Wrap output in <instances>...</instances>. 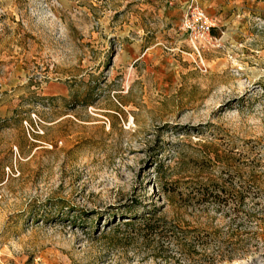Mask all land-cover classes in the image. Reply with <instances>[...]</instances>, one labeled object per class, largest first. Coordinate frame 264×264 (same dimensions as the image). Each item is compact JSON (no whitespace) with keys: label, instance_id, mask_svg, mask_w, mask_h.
I'll list each match as a JSON object with an SVG mask.
<instances>
[{"label":"rangeland","instance_id":"rangeland-1","mask_svg":"<svg viewBox=\"0 0 264 264\" xmlns=\"http://www.w3.org/2000/svg\"><path fill=\"white\" fill-rule=\"evenodd\" d=\"M250 188L264 207V0H0V264H264L217 244L256 230ZM147 216L217 243L122 226Z\"/></svg>","mask_w":264,"mask_h":264},{"label":"trees","instance_id":"trees-1","mask_svg":"<svg viewBox=\"0 0 264 264\" xmlns=\"http://www.w3.org/2000/svg\"><path fill=\"white\" fill-rule=\"evenodd\" d=\"M221 189L216 188L214 185L211 189L207 188L202 193V196L206 195L212 200L220 199L217 192ZM260 191L256 189H246L241 193H235L233 197H229L235 202V207H241L245 197H250L251 206L248 211L244 212L246 217L247 226L255 227V231H248L245 236L234 234L235 238L228 241L217 243V238L211 234L203 231L190 230L184 231L177 228L167 222H163L154 216H147L143 218L131 219L126 223H123V228L126 231L135 232L138 237H141L146 242H157L164 244V241L170 242L181 239L185 247L194 248L195 246L208 245L217 243L222 245L226 251L221 253L220 259L223 261H232L243 259L249 253H261L264 254V239L261 237L257 239V229L264 231V227H259L257 221L264 222V207L260 205L259 198H261ZM255 223V224H254ZM162 247V246H161ZM191 252V251H190Z\"/></svg>","mask_w":264,"mask_h":264},{"label":"built area","instance_id":"built-area-1","mask_svg":"<svg viewBox=\"0 0 264 264\" xmlns=\"http://www.w3.org/2000/svg\"><path fill=\"white\" fill-rule=\"evenodd\" d=\"M181 25L183 31L198 42L207 43L213 40L211 31L214 28V24L195 3H191L184 11Z\"/></svg>","mask_w":264,"mask_h":264}]
</instances>
